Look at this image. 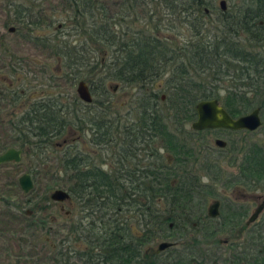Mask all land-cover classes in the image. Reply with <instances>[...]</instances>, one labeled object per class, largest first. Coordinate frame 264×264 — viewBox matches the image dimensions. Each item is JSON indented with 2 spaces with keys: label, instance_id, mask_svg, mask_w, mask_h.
Masks as SVG:
<instances>
[{
  "label": "trees",
  "instance_id": "16d2710c",
  "mask_svg": "<svg viewBox=\"0 0 264 264\" xmlns=\"http://www.w3.org/2000/svg\"><path fill=\"white\" fill-rule=\"evenodd\" d=\"M20 1L9 0L7 3L9 10L16 12L15 15L12 11L8 13L11 21L18 14L21 24H30L36 29L43 24L50 26L49 15L46 9H41L39 0ZM64 1L70 13L65 15V20L73 24L69 28L74 30L76 38L81 36L82 40L77 45L68 44L61 37L52 36L53 57L69 72L70 75L64 76L75 82L81 79L79 69L87 67L93 60L102 67L96 49L108 55L107 63L103 65H106V75L103 71L99 82L93 84L96 94L102 98L95 111L98 115L88 118L87 123L99 130L92 143L106 145L111 152L108 157L96 158L78 149L63 150L55 154L57 172L61 170V173H50V179L57 180L56 183L62 180L61 186L67 188L77 201L95 210L96 223L101 222L102 230L94 232L100 233L101 245L86 250L82 264H142L139 250L129 243V238L136 239L137 235L126 218L132 217L141 230L146 228L152 240L161 232L167 233L168 221L173 220L177 210H189L190 185L182 189L180 184L173 182L180 176L172 168L197 152L193 141L197 133L184 127L195 119L197 101L216 98L233 116L250 113L259 107L264 124V0H239L238 5L229 10H220L214 0H148L142 27L129 29L127 22V30L116 20L117 13H113L108 3L100 0ZM124 1L120 5L119 17L129 19L133 10L130 11ZM205 8L208 13L219 11L215 31L208 27L209 14L205 13ZM52 13L50 18L55 24L60 15L53 9ZM173 16L182 27L186 26L192 32L190 38H183V43H178L180 46L172 44V38L159 33L161 25ZM38 40L45 41L46 38ZM87 43L93 44L95 51L90 50ZM91 53L93 56L89 57ZM90 70L85 72L86 75L92 74ZM193 72L197 75H192ZM103 78L119 82L121 86L133 84L139 89L141 94L134 98L131 118L126 115L123 118L128 119L123 121L117 117L106 118V113L114 111L108 106L109 99L105 96L108 97L109 89ZM157 78L165 80L169 91L165 100L159 98L157 91L150 92L147 88L153 86ZM52 103L51 109H42L43 106L37 111L36 125L26 129L30 141L22 142L20 146L27 148L26 157L31 159L34 156L40 165L47 163L49 153L46 149H51V154L57 152L53 141L68 125H75L78 129L80 124L86 123L79 113V106L73 107L79 114L75 113L69 120L73 115L71 108L63 106L56 96ZM16 130L23 133L22 128ZM155 144H161L173 155L175 161L170 167L164 160L166 166L160 168L163 153L157 151ZM141 145L145 146L144 149L138 148ZM225 151L243 152L247 167L261 169L264 184V139L245 143L239 149L231 145ZM255 160L260 164L256 165ZM106 161H110L109 166ZM33 167L28 171L34 172ZM59 174L63 179L56 177ZM116 208L119 211L117 216L113 212ZM92 230L95 229L87 231Z\"/></svg>",
  "mask_w": 264,
  "mask_h": 264
},
{
  "label": "flooded vegetation",
  "instance_id": "af4514ba",
  "mask_svg": "<svg viewBox=\"0 0 264 264\" xmlns=\"http://www.w3.org/2000/svg\"><path fill=\"white\" fill-rule=\"evenodd\" d=\"M122 2L123 0H118L115 4L122 5ZM125 2L129 10H133V14L139 7L143 16L142 21L145 20L148 0H125ZM11 11L12 9L8 8L2 28H7L9 34L17 36L13 40L14 44L11 45V41L6 39L5 34L0 33V128L4 126L22 128L23 133L18 132V135L13 136V139L17 140L21 146L22 142L30 141L26 129L36 125L37 111L51 109L55 96L60 100V92L52 90L53 66L41 62L38 68V59H36V53L44 54L45 52L47 58L53 60L52 36L46 35L45 41L38 42L35 26L21 24L18 14L11 21V17H8ZM204 11L208 12V9L205 8ZM15 13L13 12L14 15ZM50 17L48 20L51 26ZM27 47L32 48L29 50L30 53H27ZM86 84L92 100L88 103L84 102L77 94L71 101L74 104L80 103L82 109L96 104L93 100V96H96L93 88L94 82ZM43 87L50 90L46 89V94H43ZM159 98L163 100V96ZM218 102L222 105L219 100ZM62 105L68 106L65 103ZM223 108L228 112L224 106ZM228 114L233 118L243 115L233 116L229 112ZM194 120L190 122V126ZM190 128L197 133V136L199 132L205 131L211 133L249 131L219 127L203 130ZM78 129L85 131L86 134L89 131L91 142L96 132H99L92 125L85 123L80 124ZM217 139L224 141L225 144L219 146L215 142ZM193 141H195L197 152L191 153L192 158L172 168V171L180 176L173 182L180 184L182 189H187L190 185L192 195L188 201L189 210L184 212L177 210L173 220L168 221L167 233L161 232L159 237L151 240L150 233L145 228L139 234L135 233L136 239L129 238L130 245L139 250L142 264H264V184L261 169L257 166L247 167L243 152L225 151L228 144L230 148L231 145L233 148H240V146L233 145L234 140H229L232 142L230 144L222 138H214L212 146L207 139L203 140L201 136L194 137ZM1 142L0 147H2ZM64 143H66L64 151L77 150L71 147L70 141L65 140ZM156 145H159L157 151L163 150V152L159 151L163 153L161 161L157 159L160 161V168H165L166 165L170 167L175 161L173 155L166 152L161 144L154 146ZM20 146L18 148L7 147L4 150L0 148V155L10 148L21 152L19 161L10 160L0 165L19 163L22 153L25 154L27 150L26 147ZM144 147L138 146L139 149H144ZM131 148H133L132 144ZM80 151L96 158L101 155V153L93 154L94 152L91 151L88 153ZM164 160L166 165L162 162ZM255 164L259 165L260 161L255 160ZM184 165H188V168H184ZM25 171L16 180L14 179L15 171L14 174L10 173L14 180L10 179L6 188L0 189L1 252L6 247L5 243L10 247V251H14L10 256L11 264H75L71 261L73 259L77 261L76 264H82L83 256H85L83 253L86 250H92L93 246L101 245V241L98 240L100 233H94L102 230L101 222L96 223L98 219L95 217V210L77 201L65 187L62 188L67 192L68 197L61 201L53 200L51 195L54 190L62 188L53 189L47 186L39 193L38 188L35 187L34 172ZM25 173L29 174L32 180V188L27 192L21 189L19 182V178ZM8 189L18 191L17 195L20 194L21 199L17 198V195L13 198L9 197L5 193H9ZM234 191H238L235 198L229 194ZM160 204L164 206V202L161 201ZM121 210L122 208H120V215ZM74 211H78L79 214L76 220L72 217ZM113 212L116 215L119 211L116 208ZM128 221H131L133 229L137 221L134 222L132 217L126 218L127 224ZM92 228L95 229L92 230L93 232L87 231ZM72 229L77 231L73 232ZM75 240L80 241L81 245H87L86 248L73 250L72 245ZM3 241L6 242L3 243ZM163 242H168L170 245L160 250L159 245Z\"/></svg>",
  "mask_w": 264,
  "mask_h": 264
},
{
  "label": "rangeland",
  "instance_id": "374dc122",
  "mask_svg": "<svg viewBox=\"0 0 264 264\" xmlns=\"http://www.w3.org/2000/svg\"><path fill=\"white\" fill-rule=\"evenodd\" d=\"M19 3H21L20 0H18ZM64 0H39L38 3H41V9H46V14L47 16L49 15L52 16V9L54 11H57L59 13V17H58V21L55 24H52L50 27H46V25H42L40 29H36V33H37V40L39 38H44L47 37L46 35L51 36H59L61 37V39H64L68 42V44H76L78 42H80L82 40L81 36L79 38H76L77 36L73 34L71 25V22H69L68 20H65V17L70 15V13L68 12V7H66V2ZM102 2L108 3V5L111 6L112 10L114 11L113 13H117L116 16V20L120 21L122 23V26L126 29L125 25L127 23V28L129 29H133V28H139L142 27V19L143 16L141 15V12L139 11V7L138 9H136L137 11L133 14V19L135 22H133L132 17L128 18H121L119 17V13L121 12V7L119 4H115L116 1L118 0H100ZM221 1V0H220ZM9 2V0H0V33H4L5 37L8 41H11V45L14 44V41L17 36L14 34H9L7 31V28H2V24L4 23L3 19H5V15L6 12H8V7H7V3ZM239 0H225V7L226 9H234V5H238ZM215 5L220 8L219 5V0H215ZM236 8V7H235ZM3 12H2V11ZM5 10V11H4ZM139 11V12H138ZM159 11V10H158ZM5 12V13H4ZM208 15V21L210 23L208 27L210 29H212L213 31H215V29H218V27L216 26V21L218 16H219V11H210L205 12ZM66 15V16H65ZM137 18V19H135ZM138 18H140L138 20ZM165 20H167L165 18ZM167 21H169L170 23L167 24ZM165 21V23H163L161 26V29L159 30V33L161 36H165V37H170L172 38V44H175L176 46H180V44L178 43H183V38H190L191 37V33L189 28H186V26L182 27V25H180V23H178L179 21H175V18L173 16V18H171L170 20ZM64 23V24H63ZM59 25V26H58ZM178 26V27H175ZM184 35V36H183ZM49 37V38H50ZM51 37V38H53ZM83 40H85L83 38ZM40 40H38L39 42ZM54 41L52 40V43ZM87 45L89 46L88 48L90 50L93 49V51H95L93 44L91 43H87ZM30 49H32L31 47H27L26 51L27 53H30ZM97 53H96V57L97 59L101 60L102 63V67L97 65V60H93L92 62H90L88 64L87 67H82L81 69H79V73H80V78L75 82H69L68 79L66 78L69 74V72L67 71L66 67L62 66V62L56 60L53 57V60H50L49 58H47L46 53L44 52V54L41 53H36V59H38V68H40L39 64H41V62L43 63H48L49 65L53 66V92H60V99H61V103H65L67 104L71 110L73 111V115L70 116L69 120H71L74 116L75 112L73 110V107H77L79 106V109L81 108V111L79 112L80 115L82 117L85 118L86 123L88 122V118L91 119V117H94L96 115H98L95 111H96V107L97 105L100 104V101L102 100L101 96L96 94V96H93V100L95 101L96 104H94V106H87L84 107L82 109V106L80 105V103L74 104L72 101V98L75 97L77 95L76 89H77V85H78V81H84L86 83H90L91 81L94 82V85L97 84L99 82V78L101 75H104L103 71H105V75H106V65L103 66L105 63H107V54H104L103 52H100L98 49ZM33 54V53H32ZM35 55V54H33ZM82 55H85L84 53H82ZM88 56L92 57L93 53H91L90 55L88 54ZM77 68V67H76ZM101 68H104L101 69ZM75 69V68H74ZM77 69V70H78ZM91 69V73L89 75H86L87 70ZM39 70V69H38ZM67 71V72H66ZM39 75V74H38ZM64 75H67L66 77H64ZM192 75H197L196 73ZM83 77H88V78H83ZM196 79V78H195ZM91 80V81H90ZM106 86L109 89L108 97L107 95L105 96L106 99H109V108H111L112 114L106 113V118H113V117H117V120L121 119V121H123V119H128V118H123L126 116H129L130 118L132 117V106H134V101L136 99H134L135 97H137L138 95L141 94V92H139V89L135 87V85H131L129 84L128 86H121V84L119 82L116 81H111L109 78H103ZM118 84V85H117ZM99 85V84H98ZM97 86V85H96ZM149 89L150 92L152 91H157L158 96H163V100L166 99V96L169 95V91L166 89L165 87V80L163 78H157L154 82H153V86L147 87ZM43 94H46V89L50 90L49 88H45L43 87ZM223 90L220 89V93H222ZM56 94V93H54ZM105 99V98H104ZM96 105V106H95ZM112 105V107L110 106ZM67 106V107H68ZM166 105H164L162 108H165ZM106 108V107H105ZM104 108V109H105ZM131 110V111H130ZM103 111V109H102ZM130 111V114H128V112ZM106 112V111H103ZM78 113V114H79ZM126 115V116H125ZM135 115V114H134ZM85 123V124H86ZM84 123H82L83 125ZM89 124V123H87ZM86 127V126H85ZM185 129L186 130H191V126L190 123H186L185 124ZM87 128V127H86ZM89 129V127H88ZM85 131H80L79 129H77V127L75 125H69L67 127V129L61 133V135L57 138L54 139L53 143L55 145V149L57 150V152L54 151V154H51V149H46V152L49 153L48 157H47V163L45 165H40L39 160L34 159V157H32L31 159H29L28 157L25 156L24 153H22V159L19 163H8V164H3L0 165V189H5L6 186L10 183V179H12L13 175H11L10 173L14 174L15 171V180L16 178L21 175L22 173L26 172L25 170L30 169V167H33L34 170V175L35 177V187L38 188L39 193L41 192V190H43L44 187H51L53 189L55 188H62L61 185H63V181L62 180H58V182L56 183L53 182L50 179V173H61V170H59L57 172V161L55 158V154H59V152L61 153L63 150H65L66 148V143H64L65 140H68V142L70 141V144H72L71 147L73 148H77L82 150L83 152L88 153L89 151L94 152L93 154H100L101 153V157H108V155H110L111 149L106 146V147H102L100 148L99 145H95L94 143L91 142V140H89L90 137V132L88 131L87 134L84 133ZM18 135V131L14 128V127H10V126H4L0 128V141L1 142V150L6 149L7 147H14V148H18V146H20V143L13 139L14 135ZM201 138L203 140L207 139L209 141V144L211 145L214 138H222L225 141H227L228 143L230 142L229 140H234L233 141V145L236 146H242L245 143H257L260 140L262 141L264 139V124H262L257 130L255 131H236L234 133L231 132H227V131H216V132H202L200 135ZM197 136V137H198ZM158 143V142H157ZM230 144H232V142H230ZM229 145V144H228ZM227 145V147H229ZM159 145H156V147H158ZM212 146V145H211ZM54 148V147H53ZM159 151L163 152L162 149H160ZM98 158H100L99 156H97ZM98 162L100 163V159H98ZM110 161H106V165L109 166ZM114 165V163L112 164ZM49 168V169H48ZM105 168H107V166H105ZM46 171H49L48 175L45 174ZM52 175V174H51ZM55 177V176H54ZM56 177H59L60 179L62 178V176L59 174ZM12 179V180H14ZM63 179V178H62ZM9 193L5 192L7 195H9V197H15V195H17L19 192L18 191H12L10 189ZM237 192L238 191H234L229 192L230 195L237 196ZM1 193V192H0ZM20 198V194L17 195V198ZM67 207V204H66ZM76 210V209H75ZM72 217H74L73 219L76 220L79 217L78 211H74V213H72ZM95 218V217H94ZM72 221V220H71ZM133 231L134 233H140L141 228H139V226H135L133 225ZM6 241H3V243ZM1 243V242H0ZM6 247H5V251L2 250L3 252H1V248H0V264H11L12 263V258L10 257L12 255V252L14 251H10V247L5 243ZM73 250H77L83 247V249L85 248V245H81L80 241L75 240V242H73ZM4 252L7 254H4ZM14 259V258H13ZM71 261H74L76 264V260L73 259Z\"/></svg>",
  "mask_w": 264,
  "mask_h": 264
},
{
  "label": "water",
  "instance_id": "95a60500",
  "mask_svg": "<svg viewBox=\"0 0 264 264\" xmlns=\"http://www.w3.org/2000/svg\"><path fill=\"white\" fill-rule=\"evenodd\" d=\"M220 9L224 10L225 7V0L219 1ZM77 94L81 100L84 102H90L92 100L90 91L86 82L78 81L77 85ZM195 111H196V119L192 122L191 127L194 130H203L207 128H226L231 130H249L253 131L259 128L262 124V120L259 114V107L254 108L250 111V113L243 114L236 118L231 117L228 112L223 108L222 105L219 104L216 98L211 99H202L199 100L195 104ZM216 144L219 146H223L225 144L224 141L217 139ZM20 151L15 150L13 148L7 149L3 154L0 155V163L15 160L19 161L21 157ZM19 182L21 185V189L24 192H27L32 188V180L30 175L25 173L19 178ZM68 197L66 191L62 189H56L52 192L51 198L53 200H64ZM170 243L163 242L159 245V249H164L165 247L169 246Z\"/></svg>",
  "mask_w": 264,
  "mask_h": 264
}]
</instances>
